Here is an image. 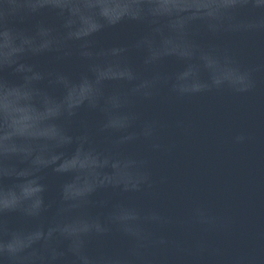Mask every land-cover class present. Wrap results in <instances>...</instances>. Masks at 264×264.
I'll return each mask as SVG.
<instances>
[{"label":"clouds","instance_id":"clouds-1","mask_svg":"<svg viewBox=\"0 0 264 264\" xmlns=\"http://www.w3.org/2000/svg\"><path fill=\"white\" fill-rule=\"evenodd\" d=\"M124 25L129 42H101ZM252 40L264 0H0V264H264V230L237 240L234 218L198 198L162 206L156 170L195 132L177 105L256 90ZM49 171L66 178L55 198Z\"/></svg>","mask_w":264,"mask_h":264},{"label":"water","instance_id":"water-1","mask_svg":"<svg viewBox=\"0 0 264 264\" xmlns=\"http://www.w3.org/2000/svg\"><path fill=\"white\" fill-rule=\"evenodd\" d=\"M137 33L135 26L124 25L104 33L100 39L107 45H119L129 42ZM243 47L245 62L264 60V41H248ZM130 61L139 63V57L133 53ZM37 62L45 67H58L74 78L83 71L82 65L74 60L55 64L45 57ZM167 67L175 70L177 66L169 62ZM156 110L154 104L142 108L145 115ZM174 112L188 119L195 132L180 139L172 157L156 162L157 172L169 177V183L161 190L160 204L182 212L192 198L201 199L234 218L237 240L251 239L264 230V76L258 77L253 93L208 95L177 105ZM80 118L94 122L99 116L84 111ZM72 130L78 132V123H73ZM241 131L248 134L249 140L234 144L232 137ZM65 179L49 171V198H55Z\"/></svg>","mask_w":264,"mask_h":264}]
</instances>
